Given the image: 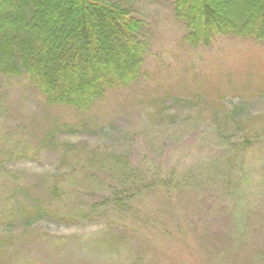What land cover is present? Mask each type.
<instances>
[{
  "label": "rangeland",
  "instance_id": "1",
  "mask_svg": "<svg viewBox=\"0 0 264 264\" xmlns=\"http://www.w3.org/2000/svg\"><path fill=\"white\" fill-rule=\"evenodd\" d=\"M118 1L145 23L141 34L149 49L139 80L108 91L90 110H76L48 105L23 75L0 74V264H131L141 245L125 246L118 220L107 222L113 212L99 198L102 191L86 188L95 185L87 177L107 186L112 154L169 170L172 197L143 195V204H137L183 224L173 232L178 263L164 258L166 264H264V256H226L224 250L239 238L248 243L255 239L252 247L257 243L261 249L264 234L250 226L242 236L226 213L230 197L222 191L234 187L244 172L242 199L251 200V187L260 185L264 173V141L244 156L243 168L227 177L217 174L219 166L213 162L221 170L244 134L264 139V44L217 36L209 45L192 47L183 39L185 29L173 14V0ZM68 143L73 151L67 155L81 162L61 164ZM90 152L104 157V165L85 161ZM73 171L63 185L74 193L59 201L58 208L65 213L75 202L86 207L100 203L94 218L68 223L32 217L36 206L49 203L51 180ZM193 219L196 229L205 225L206 239L189 254L182 229L192 232ZM109 233L123 248L106 247ZM146 255L147 264L156 263L155 252L147 250Z\"/></svg>",
  "mask_w": 264,
  "mask_h": 264
},
{
  "label": "trees",
  "instance_id": "2",
  "mask_svg": "<svg viewBox=\"0 0 264 264\" xmlns=\"http://www.w3.org/2000/svg\"><path fill=\"white\" fill-rule=\"evenodd\" d=\"M173 14L182 21L183 39L192 47L209 45L217 36L251 38L264 44V0H173ZM144 25L141 18L118 0H0V74L25 76L48 105L90 110L108 91L125 87L145 74L143 65L149 44L141 34ZM262 141V135L244 134L229 150L226 161L221 162V170L219 163L213 161L219 166L217 174L227 177L233 169L243 168L239 164L242 165L244 156ZM72 146L66 144L62 165L81 162L67 155L73 151ZM108 159L107 186L103 189L100 182L87 177L95 185L86 188L89 193L102 191L99 198L110 204L113 212L107 222L113 224L118 220L116 228L124 230L125 246L133 242L141 245V252L129 259L131 264H147V250L156 253L155 264H166L165 259L178 263L173 232L178 233L183 224L176 225L177 221L168 213L161 215L160 210L151 208L145 211L144 206L137 205L143 204V195L172 197L175 187L169 185L170 178L166 175L169 170H156L148 162L135 164L120 154H112ZM85 161H93L100 167L106 160L90 152ZM74 172L68 176L62 173L57 180H51L49 203L45 207L36 206L32 217L45 216L68 223L94 218L100 203L86 207L75 202L65 213L58 208L59 201L74 193L63 185ZM244 176L242 172L234 187L222 189L230 197L225 204L226 213L242 236L248 235L250 226L254 230L261 228L264 234V173L260 185L251 187L250 201L242 199L240 184ZM168 205L165 201V207ZM149 213L154 217L148 216ZM195 223L193 219L192 232L182 229L189 254L206 239L205 225L196 229ZM105 237L106 247L110 244L120 247L116 237L110 233ZM147 237L153 239L152 243ZM254 241L248 243L239 238L237 245L224 252L229 258L243 255L244 259H262L264 246L259 249L255 243L253 248Z\"/></svg>",
  "mask_w": 264,
  "mask_h": 264
}]
</instances>
